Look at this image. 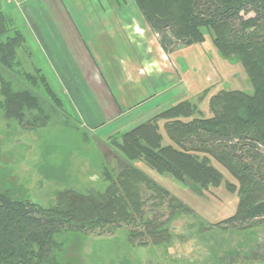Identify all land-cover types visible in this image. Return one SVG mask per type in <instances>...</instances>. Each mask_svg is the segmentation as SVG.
I'll return each mask as SVG.
<instances>
[{
	"label": "rangeland",
	"instance_id": "1",
	"mask_svg": "<svg viewBox=\"0 0 264 264\" xmlns=\"http://www.w3.org/2000/svg\"><path fill=\"white\" fill-rule=\"evenodd\" d=\"M5 1L3 11L21 32L26 29L19 14L31 9L82 15L105 12L115 14L131 42L129 54L122 46L108 45H103V53H87L86 48L81 54L71 53L76 58L74 68L69 69L71 76L59 82L56 70L25 34V43L17 49L18 69L36 79L35 92L47 100L44 82L60 108L55 122L42 130L10 128L0 117V188L13 187L16 197H30L47 206L55 191L64 187L101 192L104 163L114 171L121 166L115 155L116 142L124 133L181 102H189L202 116L210 117L209 101L219 92H252L240 63L221 57L208 35L203 43L179 44L164 55L158 36L133 0H33L18 10ZM75 23L84 38L85 26ZM116 113L119 117L112 121ZM164 123L159 120L157 126L167 142ZM98 124L105 126L97 131L91 128ZM212 164L224 181L218 188L200 191L140 164L138 168L154 184L183 206L168 219V200L158 206L141 186L144 215L166 224L169 237L156 247L130 242L127 232L136 227L132 223L106 226L81 236L64 231L55 236L62 247L61 264H247L248 259L264 260V219L250 226L223 223L235 213L238 202L237 192L227 190L225 183H237L215 161Z\"/></svg>",
	"mask_w": 264,
	"mask_h": 264
},
{
	"label": "trees",
	"instance_id": "2",
	"mask_svg": "<svg viewBox=\"0 0 264 264\" xmlns=\"http://www.w3.org/2000/svg\"><path fill=\"white\" fill-rule=\"evenodd\" d=\"M133 1L166 55L179 44L203 43L208 35L221 57L240 63L252 92H219L209 101L210 117L181 102L124 133L116 142L121 166L114 171L104 163L101 192L68 186L42 206L30 197L14 196L13 187L0 188V264H61L62 247L55 239L61 232L81 236L123 223L136 226L127 232L130 242L160 246L169 230L144 215L141 186L158 206L168 200V219L183 206L154 184L140 164L200 191L222 185L215 161L237 183H225L227 190L237 192L238 202L223 223L250 226L264 219V0ZM25 37L0 0V117L10 128L42 130L55 122L60 103L44 82L48 99L42 98L35 92L36 79L18 69L17 49ZM159 120L165 122L167 142ZM247 264L264 260L248 259Z\"/></svg>",
	"mask_w": 264,
	"mask_h": 264
},
{
	"label": "crops",
	"instance_id": "3",
	"mask_svg": "<svg viewBox=\"0 0 264 264\" xmlns=\"http://www.w3.org/2000/svg\"><path fill=\"white\" fill-rule=\"evenodd\" d=\"M15 1L6 0L5 3H13L18 10L33 0ZM52 7H54V4H52ZM19 15L21 16L20 22L26 29L23 32L32 40V43L38 48L39 52L42 53L48 65L51 63L50 68L56 70V77L59 82H65L68 76H71L69 69L74 68V64L76 63V58L71 53L81 54V52H85L83 48H86L87 53L92 51L103 53V45L113 48L115 46H122L123 50L126 49L128 51L127 54L131 51L129 35L126 34L123 27L119 26L115 14L112 13L62 14L59 12L50 13L48 10L42 8L40 12L31 9L26 14ZM78 21L82 22L81 25L85 26V39L82 38V32L75 23ZM164 55L166 54L164 53ZM117 58L121 64H124L122 58ZM130 61L132 60L128 62ZM128 67H130L129 64L127 65ZM165 78L167 77L165 76ZM160 79L162 80V78ZM112 105V107L115 106L113 103ZM118 117L119 115L116 113L112 116L111 120L114 121ZM104 126L103 124H98L91 126V128L97 131Z\"/></svg>",
	"mask_w": 264,
	"mask_h": 264
}]
</instances>
